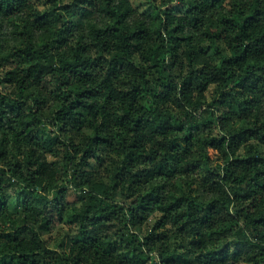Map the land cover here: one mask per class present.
Masks as SVG:
<instances>
[{"label": "clouds", "instance_id": "9594fccd", "mask_svg": "<svg viewBox=\"0 0 264 264\" xmlns=\"http://www.w3.org/2000/svg\"><path fill=\"white\" fill-rule=\"evenodd\" d=\"M0 264H264V0H0Z\"/></svg>", "mask_w": 264, "mask_h": 264}, {"label": "trees", "instance_id": "16d2710c", "mask_svg": "<svg viewBox=\"0 0 264 264\" xmlns=\"http://www.w3.org/2000/svg\"><path fill=\"white\" fill-rule=\"evenodd\" d=\"M237 83L239 84V81H237ZM178 130H180V129H178ZM245 158H247V157H245ZM145 195H150V194L146 193ZM165 259H167V257H165Z\"/></svg>", "mask_w": 264, "mask_h": 264}]
</instances>
